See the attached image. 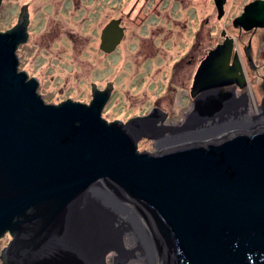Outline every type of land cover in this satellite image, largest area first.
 <instances>
[{
  "label": "water",
  "instance_id": "1",
  "mask_svg": "<svg viewBox=\"0 0 264 264\" xmlns=\"http://www.w3.org/2000/svg\"><path fill=\"white\" fill-rule=\"evenodd\" d=\"M225 3L214 0L219 19ZM24 15L0 32V238L12 236L1 264H105L111 251L112 264H264V126L175 143L222 124L244 102L221 91L246 85L235 39L224 31L201 61L191 113L152 154L136 144L154 138V113L125 124L100 117L112 83L94 89L88 105L42 101L37 81L17 70ZM119 24L102 29V52L121 42ZM232 24L263 28L264 0Z\"/></svg>",
  "mask_w": 264,
  "mask_h": 264
},
{
  "label": "rangeland",
  "instance_id": "2",
  "mask_svg": "<svg viewBox=\"0 0 264 264\" xmlns=\"http://www.w3.org/2000/svg\"><path fill=\"white\" fill-rule=\"evenodd\" d=\"M252 1L226 0L219 19L214 0H1L0 32L15 26L28 7V39L15 54L19 70L38 80L36 92L45 104L70 99L88 105L93 89L112 83L100 114L106 122L125 124L162 112L159 123L176 128L193 109L190 90L200 61L223 42L224 31L235 39L232 55L246 81L234 96L263 112L264 27L244 31L232 24ZM112 19L121 21L124 34L107 54L99 48L100 35ZM155 139H140L136 150L159 153ZM11 239L8 233L0 238V255ZM116 255L108 252L106 260L113 263Z\"/></svg>",
  "mask_w": 264,
  "mask_h": 264
},
{
  "label": "flooded vegetation",
  "instance_id": "3",
  "mask_svg": "<svg viewBox=\"0 0 264 264\" xmlns=\"http://www.w3.org/2000/svg\"><path fill=\"white\" fill-rule=\"evenodd\" d=\"M23 7H25V10L27 11L28 10V7H26V6H23ZM26 11H24V13H25V15H24V17H25V19H26V22H27V24H28V14L26 13ZM28 12V11H27ZM22 14V13H21ZM21 14H19V16H18V20H17V24H18V22H19V20H20V16H21ZM112 20H116V19H112ZM117 20H119V19H117ZM16 24V25H17ZM26 24V31H27V25ZM15 25V26H16ZM120 27L122 28V26H121V21H120ZM14 26V27H15ZM13 27V28H14ZM258 30V29H257ZM124 34V33H123ZM27 35H28V31H27ZM101 36V35H100ZM27 39H28V36H27ZM27 41V40H26ZM25 41V42H26ZM24 42V43H25ZM23 44V43H22ZM21 45V44H20ZM16 51V50H15ZM209 53V52H208ZM16 58L18 59V57H17V54H16ZM203 60V59H202ZM201 60V61H202ZM201 61H200V63H201ZM200 65V64H199ZM198 69V68H197ZM17 70H18V72H24L26 75H27V79H35L36 81H37V88H38V84H39V82H38V80L36 79V78H31V77H29V74L27 73V72H25V71H21V70H19V59H18V65H17ZM197 71V70H196ZM196 73V72H195ZM194 76H195V74H194ZM264 79V78H263ZM193 80H194V77H193ZM193 80H192V84H193ZM192 87V86H191ZM261 89H264V84H262L261 86ZM237 88V86L236 85H231V86H228V87H225V88H223V89H221V91L223 92H232L233 93V96H234V90ZM106 89V88H105ZM104 89V90H105ZM37 90V89H36ZM104 90H101V91H104ZM231 90V91H230ZM93 91H94V89H93ZM37 93V92H36ZM210 93H213V91H208V92H206V93H204V94H210ZM38 94V93H37ZM39 95V94H38ZM110 95H111V92H110ZM40 96V95H39ZM191 96V95H190ZM199 95H197V97H198ZM41 98V97H40ZM92 98H93V96H92ZM234 99H236V97L234 96ZM249 99H252V95H251V93L249 92ZM193 101H194V99H192ZM240 100H244L243 99V96H242V98H240ZM253 102H252V100L251 101H249L247 104L245 103V102H242L241 103V105H239L238 106V108L233 112V114L232 115H234V118L233 117H231V116H229V118H230V120H225L222 124L220 123V124H217L215 127H213V129H206L205 130V132H203L204 134L203 135H206V136H208V135H210V137H213V136H216V135H219V134H221V133H224V132H226L227 130H229V129H232V128H228L227 127V125L229 124V123H240L241 124V126L239 127V128H243L244 127V129H251V130H253V129H257V128H259V126L258 127H255V126H257L258 125V122H260V123H262L263 121H264V110H263V112H262V110H261V112L258 110L259 109V107H257L255 104H252ZM261 107H262V109L264 108V97H263V99H262V102H261ZM255 116V117H254ZM156 117H157V122L155 123V127H156V130H155V137H156V139H155V137H154V139H155V145L157 146V144H159V142H161L162 140H170L171 139V137H172V134H171V130L170 129H168L169 127H165L162 123L160 124L159 122H161V120H162V118L164 119V117H165V115L162 113V112H156ZM257 124V125H251V124ZM243 124V125H242ZM244 124H246V126L244 125ZM207 125H211V122L210 121H208L207 123H206V125L205 126H207ZM218 126H220V128L218 129L219 131L217 132V133H214L213 132V130L216 128V127H218ZM235 128V127H234ZM158 136H159V138H158ZM160 152V151H159ZM106 258H108V256H106ZM107 262V263H106ZM105 264H112V263H109V261L108 260H106L105 259Z\"/></svg>",
  "mask_w": 264,
  "mask_h": 264
},
{
  "label": "bare ground",
  "instance_id": "4",
  "mask_svg": "<svg viewBox=\"0 0 264 264\" xmlns=\"http://www.w3.org/2000/svg\"><path fill=\"white\" fill-rule=\"evenodd\" d=\"M243 125V124H242ZM245 126H246V124H244ZM251 125H256V123L255 124H251ZM241 126V124L239 123H229L228 125H227V127L228 128H234V127H240ZM259 126V128H261V127H263L264 126V121L262 122V123H260V122H258V125H257V127ZM220 128V126H218V127H216L214 130H213V132L214 133H217ZM244 128V127H243ZM197 134H198V137L197 138H203L205 135H203L204 133L202 132H200V131H198V132H196ZM192 135H194L195 136V133L194 134H192ZM192 135H188V134H180V135H178L177 137H176V141H175V143L176 142H179V141H182V140H185V139H188V138H185V137H187V136H190L189 138H191V137H193ZM172 142V140H162L161 142H159V144H157V146H158V149H159V151H162L164 148H167L168 147V144L169 143H171Z\"/></svg>",
  "mask_w": 264,
  "mask_h": 264
}]
</instances>
